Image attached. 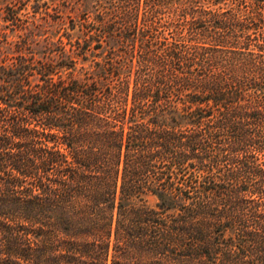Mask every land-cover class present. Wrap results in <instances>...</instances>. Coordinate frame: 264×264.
I'll list each match as a JSON object with an SVG mask.
<instances>
[{
	"label": "trees",
	"instance_id": "obj_1",
	"mask_svg": "<svg viewBox=\"0 0 264 264\" xmlns=\"http://www.w3.org/2000/svg\"><path fill=\"white\" fill-rule=\"evenodd\" d=\"M63 1L5 16L0 264H264V0L171 39L155 0Z\"/></svg>",
	"mask_w": 264,
	"mask_h": 264
},
{
	"label": "rangeland",
	"instance_id": "obj_2",
	"mask_svg": "<svg viewBox=\"0 0 264 264\" xmlns=\"http://www.w3.org/2000/svg\"><path fill=\"white\" fill-rule=\"evenodd\" d=\"M154 1V0H153ZM156 5L149 12L150 17L153 18L152 26L157 35H167L169 39L172 35L177 38V34L188 35V23L190 19H193L196 14L202 9L216 8L217 10L232 9L240 16H250L252 10L256 8V4L253 0H155ZM181 1H185L187 8L184 5H180ZM63 0H0V39L7 37L8 39L17 38V34L23 31L20 26L12 23V19L7 18L11 14V9L15 8L21 17L40 18L44 11L55 13L54 5L57 3L60 9H64L68 13L70 7H66L63 4ZM56 4V5H57ZM145 3L141 2V10L144 8ZM12 7V8H11ZM196 10V11H193ZM7 16V17H5ZM195 22L193 29L202 26V20L194 19ZM67 25L70 26V21H67ZM257 25V24H256ZM255 24L248 30L251 37L258 35L259 28ZM64 31V30H63ZM62 30L60 32H63ZM67 31L76 33L77 29L67 27ZM64 41L68 40L66 34L62 35ZM74 39V36H73ZM67 47H70L69 43H66ZM89 61H86L84 65H88ZM81 63L78 62L77 66ZM134 73L132 74V78ZM131 78V84L133 82ZM147 203L153 204L155 198L149 196Z\"/></svg>",
	"mask_w": 264,
	"mask_h": 264
}]
</instances>
